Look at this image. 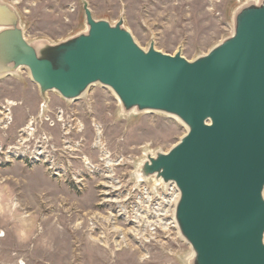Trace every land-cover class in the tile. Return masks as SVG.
Segmentation results:
<instances>
[{
	"label": "rangeland",
	"instance_id": "rangeland-1",
	"mask_svg": "<svg viewBox=\"0 0 264 264\" xmlns=\"http://www.w3.org/2000/svg\"><path fill=\"white\" fill-rule=\"evenodd\" d=\"M1 1L17 10L29 43L56 45L87 32L83 0ZM86 1L96 20L122 18L145 51L154 44L189 61L229 39L238 11L258 2ZM47 97L26 68L0 77V264H190L174 213L140 236L133 221L150 198L155 209L175 200L165 207L174 212L179 190L171 195V185L136 173L147 153H169L187 127L162 113H125L100 84L78 101Z\"/></svg>",
	"mask_w": 264,
	"mask_h": 264
},
{
	"label": "water",
	"instance_id": "water-1",
	"mask_svg": "<svg viewBox=\"0 0 264 264\" xmlns=\"http://www.w3.org/2000/svg\"><path fill=\"white\" fill-rule=\"evenodd\" d=\"M62 43H29L17 10L0 0V77L30 71L48 103L78 101L97 84L125 113H162L188 129L167 154L147 153L142 181L175 184V221L190 264H264V0L243 6L233 35L194 61L145 51L124 27L96 20Z\"/></svg>",
	"mask_w": 264,
	"mask_h": 264
},
{
	"label": "bare ground",
	"instance_id": "bare-ground-1",
	"mask_svg": "<svg viewBox=\"0 0 264 264\" xmlns=\"http://www.w3.org/2000/svg\"><path fill=\"white\" fill-rule=\"evenodd\" d=\"M40 154H42V153H40ZM171 185V187H173L174 188V191H173V189H172V193H171V195H173V193L174 194H176V193H178V189L175 187V186H173L172 184H169V185H163L161 188H165L166 186H170ZM159 186V185H158ZM168 189H169V187H168ZM168 189H165V190H167L168 191ZM171 190V189H170ZM161 191V190H160ZM153 194V193H152ZM158 195V194H157ZM165 195V194H164ZM154 196V195H153ZM177 196H178V201H177V203H176V205H175V207H174V212H173V210H171V208L168 210V209H166L165 207H167V206H169V205H172V207H173V204H174V202H175V200L172 202V204L170 203V201H168V202H165V201H162L160 204H159V209H155V207H153L154 206V199L153 198H150L149 200H147L148 201V204L149 205H147V206H143V207H138V208H136V210H134L133 211V215H134V223L136 224V229H138V230H140V232L141 233H138L139 234V236L140 235H143V233L144 232H148V230L150 229L149 227H153V226H156V224H161L162 222H163V220H165V219H167L169 216H170V212L171 213H174L173 215H172V217H173V220H175V208H176V206H177V204H178V202H179V199H180V195H179V193H178V195L176 194V197H175V199L177 198ZM167 198V197H166ZM163 200V199H162ZM171 200V199H170ZM119 202V201H118ZM153 202V203H152ZM121 205V204H120ZM150 208H152V210L150 209ZM149 209L151 210V212H152V215H153V217H151V213H150V211H149ZM129 210V209H128ZM156 211L157 212H159V213H157L156 214ZM143 215V217H142V215L140 214V213ZM136 216L138 217V218H145V219H150L151 218V220L148 222V223H146V222H144V221H142L141 219H138L139 220V223L140 224H142V225H139V223L137 222L138 220H136ZM172 220V221H173ZM131 223L133 224V222L131 221ZM134 226V225H133ZM129 228V227H128ZM167 229V228H166ZM130 230V229H129ZM135 236H137V235H135ZM122 243H120V244H118V246L119 245H121Z\"/></svg>",
	"mask_w": 264,
	"mask_h": 264
}]
</instances>
